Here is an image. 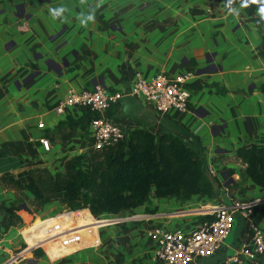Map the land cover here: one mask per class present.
I'll return each instance as SVG.
<instances>
[{"label":"crops","instance_id":"0c3cea01","mask_svg":"<svg viewBox=\"0 0 264 264\" xmlns=\"http://www.w3.org/2000/svg\"><path fill=\"white\" fill-rule=\"evenodd\" d=\"M233 1L235 12L226 0H0V264H160L153 261L149 231L189 232L203 220L163 215L264 199L238 157L240 149L264 147V20L241 7L242 0ZM50 8L64 11L53 18ZM188 74L187 113L162 115L130 96L137 76ZM98 85L121 95L108 120L127 137L145 130L157 143L165 136L181 140L216 182V192L181 200L156 199L153 191L121 217L68 212L55 217L53 236L33 242L24 230L33 215L25 205L34 197L9 177L22 175L27 182L40 168L61 172L66 160L91 149L89 114L79 108L59 114L56 108L70 91ZM253 219L264 236V204ZM250 237L247 221L237 215L221 249L194 264H226ZM20 241L28 250H19ZM49 244L47 254L35 256ZM85 249L88 255L74 256ZM256 264H264V255Z\"/></svg>","mask_w":264,"mask_h":264},{"label":"trees","instance_id":"16d2710c","mask_svg":"<svg viewBox=\"0 0 264 264\" xmlns=\"http://www.w3.org/2000/svg\"><path fill=\"white\" fill-rule=\"evenodd\" d=\"M260 3L249 0L246 11L255 14ZM93 144L86 154L66 160L61 172L40 168L27 182L22 175L9 180L34 197L37 212L55 203L72 212L89 210L95 219L137 210L153 191L156 199L181 200L216 192V182L179 139L165 136L157 143L151 132L136 130L115 147L95 150ZM238 157L247 165L245 176L264 189V147L240 149Z\"/></svg>","mask_w":264,"mask_h":264},{"label":"built area","instance_id":"2783aa9c","mask_svg":"<svg viewBox=\"0 0 264 264\" xmlns=\"http://www.w3.org/2000/svg\"><path fill=\"white\" fill-rule=\"evenodd\" d=\"M226 1L229 7L233 6V0ZM21 28L27 29L25 25ZM191 79V74L175 78L159 76L152 80L137 76L130 96L152 104L162 115L172 112L184 114L189 110L190 98L185 85ZM120 97L119 94L109 93L101 85L89 92L70 91L62 104L56 108V112L62 114L69 108L86 111L90 115L89 132L94 142L93 148L107 149L118 145L126 136L121 127L106 117L107 112L117 104ZM40 143L49 151L50 145L47 140H41ZM209 172L216 176L213 169H209ZM263 204L264 199L248 203L233 201L229 206L206 204L197 209L163 215L168 220L182 218L184 215H192L203 220L198 227L189 232L181 229L170 230L163 226L150 230L149 238L156 244L153 261L160 264H194L213 257L230 235L234 219L239 215L248 223L250 241L229 258L226 264L258 263L260 257L264 255V236L262 230L254 223L253 216L257 207Z\"/></svg>","mask_w":264,"mask_h":264},{"label":"rangeland","instance_id":"374dc122","mask_svg":"<svg viewBox=\"0 0 264 264\" xmlns=\"http://www.w3.org/2000/svg\"><path fill=\"white\" fill-rule=\"evenodd\" d=\"M33 202V201H32ZM32 202L28 203L27 205H25V207L27 209H29L31 211V213L33 215H30L29 219H28V224H29V228L28 230H24L30 237H32L31 239H33L32 241L35 242L37 239V237H42L45 233L48 235L47 237H42L41 240L49 238L51 236H53L55 234L54 229L51 228V224L54 225V219L55 217H59L62 215H65L68 212H71L70 210H67L65 208H63L61 205L59 204H50L46 207V212L45 211H41V212H37L35 210L34 205L32 204ZM18 211H19V207ZM53 211H48V210H52ZM20 212V211H19ZM45 212V213H44ZM52 212H55L54 215H56L55 217H49L48 220H46V218L48 217V215ZM43 213V214H42ZM33 227V228H32ZM31 228V229H30ZM30 229V230H29ZM35 229V230H34ZM230 235L228 236V238L225 240V242L229 239ZM40 241V240H39ZM60 241V240H58ZM55 242V241H52ZM50 243V242H49ZM19 250H28L27 244H25L24 242L20 241L19 242ZM53 245L49 244V245H44L43 247L38 248L37 253L35 254L36 257H40L44 254H47L48 250L50 248H52ZM89 249V248H88ZM88 249L85 250H80L78 251L77 254H75V257H81L84 256L85 253H87V255L89 254V251H87ZM87 251V252H86ZM31 252V251H30ZM33 252V251H32ZM27 255H30L27 254ZM73 256V258H74Z\"/></svg>","mask_w":264,"mask_h":264},{"label":"clouds","instance_id":"9594fccd","mask_svg":"<svg viewBox=\"0 0 264 264\" xmlns=\"http://www.w3.org/2000/svg\"><path fill=\"white\" fill-rule=\"evenodd\" d=\"M246 6H247V0H242L241 7H246ZM63 11H64L63 8L49 9V13L53 16V18L60 16ZM257 11L260 16V19L264 20V0H261L260 7L258 8ZM229 12H235V9L229 7ZM93 18L94 17L92 16L89 17V19H93Z\"/></svg>","mask_w":264,"mask_h":264},{"label":"bare ground","instance_id":"6f19581e","mask_svg":"<svg viewBox=\"0 0 264 264\" xmlns=\"http://www.w3.org/2000/svg\"><path fill=\"white\" fill-rule=\"evenodd\" d=\"M55 212H52L48 215V217L46 218V220H48L49 217H55L56 215H54ZM54 225L51 224V228L53 227ZM33 228V227H32ZM48 235L45 233L42 237H47ZM42 237H37L38 240H41Z\"/></svg>","mask_w":264,"mask_h":264},{"label":"water","instance_id":"95a60500","mask_svg":"<svg viewBox=\"0 0 264 264\" xmlns=\"http://www.w3.org/2000/svg\"><path fill=\"white\" fill-rule=\"evenodd\" d=\"M89 211V210H88ZM72 212V211H71Z\"/></svg>","mask_w":264,"mask_h":264}]
</instances>
